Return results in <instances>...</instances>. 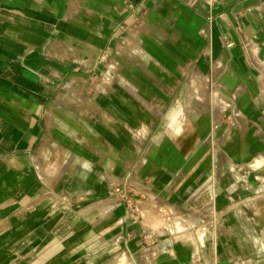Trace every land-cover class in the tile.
I'll list each match as a JSON object with an SVG mask.
<instances>
[{"label":"crops","instance_id":"crops-1","mask_svg":"<svg viewBox=\"0 0 264 264\" xmlns=\"http://www.w3.org/2000/svg\"><path fill=\"white\" fill-rule=\"evenodd\" d=\"M99 50L113 62L104 80L114 77L90 105L74 69L94 64ZM53 161L64 164L46 190L70 172L80 192L96 197L80 214L106 217L85 219L68 236L51 231L64 218H11L0 264H85L72 244L115 227L137 240L139 225L110 197L121 179H147L136 183L147 213L201 207L219 217L212 245L198 231L193 245L173 244L182 236L169 223L157 227L159 264H189L198 241L215 264L233 259L232 244L218 249L236 241L238 203L234 184L220 182L237 163L264 168V0H0V199L40 188L33 163ZM39 234L60 246L24 249Z\"/></svg>","mask_w":264,"mask_h":264},{"label":"rangeland","instance_id":"rangeland-1","mask_svg":"<svg viewBox=\"0 0 264 264\" xmlns=\"http://www.w3.org/2000/svg\"><path fill=\"white\" fill-rule=\"evenodd\" d=\"M112 63L106 58L104 50H99L94 64L74 69L82 76L80 88L85 95L84 100L90 103V105H92L95 97L100 93L99 86L103 92L111 87L114 76H108L105 80L104 77ZM103 80L104 82L102 83ZM214 106L216 105L214 104ZM227 111L228 109L225 107L223 111L225 113H223L222 118L229 117V114H226ZM97 114L98 112L95 108H90V117L95 118L98 116ZM7 164L12 168L23 163H5L6 167ZM63 164V162L59 161L33 163L32 169L37 177L34 179L38 180L37 183L41 185L40 188L35 190V187H33L26 192L21 191L14 195L10 192L1 193L0 239L9 233L11 229L9 220L11 218L19 221L25 216H31L33 219H37L38 223L42 224L56 221L58 218H64V224L52 226L51 231L57 233L63 232V234L68 236L73 233L78 223L83 222L85 219L88 221L89 218L104 215V212H98V210L94 209L80 214L79 205L94 201L96 197L80 192L76 183L77 178L71 176L72 173L70 172L66 174L68 176L61 178L56 183L52 191L46 190L47 184H55L56 174L63 167ZM237 164L238 166H235V168L229 169L231 178L227 179L223 177L220 182L223 187L227 186L228 183H232L235 186L234 201L238 203L235 207L237 209L236 215L233 218L238 221V225L234 231L236 241L234 243L225 241L223 243L225 247H219L218 249V251L222 250V255L225 253L223 251L231 250L232 247H228V245L232 244L235 256L233 259L222 257L216 264H264V197L261 196L264 191V168L260 166L255 170V173H252L254 172V168L248 162ZM146 181L147 179L143 180V182L140 180L125 182L124 179H121V182L129 184V186H136L137 182L143 185ZM254 190H256V195H260L259 197H252L255 194ZM133 198L135 199L134 202L145 204L147 196L139 191V194L134 195ZM66 204H69L68 207H66ZM138 210L143 214V218H140L136 214L134 216H126L123 213L124 217L126 216L133 222L131 223L132 225H139L137 227V240L134 239L131 233L127 238L124 237L119 228L115 227L117 230L112 236L107 232V234H101L100 240H96L93 236H88L83 241L77 240L72 244V246L74 244L77 245L74 250L86 252L82 257L85 264H159V256L162 254H159L157 250L154 251L152 247H155L158 243H162L164 236H158L156 228L165 226L168 223L180 237L182 236V238L176 237L173 244L176 242L185 246L193 245L194 239L197 237V231L198 236L202 233L205 235L203 238L206 239V245L213 244L209 236L213 235L219 219L213 209L201 207H196L193 210L157 208L147 213L143 206L138 205ZM105 217L104 215L103 219ZM225 221L224 219V223H226ZM22 228L23 226H16L17 230H21ZM85 228L88 229V225ZM89 233L92 234L91 229ZM48 236L36 235L24 249L31 250L33 255H39L37 251L51 250L60 246L57 239L47 242ZM106 237L107 241L105 242L104 239ZM202 243L204 241L197 242L199 248L195 251L196 255L194 254L195 256L192 257L193 259L190 260L189 264H215L213 257L206 254L209 250L205 249ZM139 248L141 249L138 250ZM142 252H145V257H143ZM202 252L204 253L203 255ZM20 258L22 257H16L10 264H15ZM30 263L40 264L39 260L35 257H32Z\"/></svg>","mask_w":264,"mask_h":264},{"label":"built area","instance_id":"built-area-1","mask_svg":"<svg viewBox=\"0 0 264 264\" xmlns=\"http://www.w3.org/2000/svg\"><path fill=\"white\" fill-rule=\"evenodd\" d=\"M206 3H212L216 0H202ZM219 112H223L225 107L224 105L220 104V106H217ZM139 194V189L135 185H127L125 182H119L115 183L110 190V197L112 198V201H114L115 204L121 205L124 208V213L126 216L131 215L134 216L136 214L137 216H140V218H143V214H141L138 210V205L143 206L144 204L140 202H134L135 199L133 198L134 195ZM202 230H204L202 228Z\"/></svg>","mask_w":264,"mask_h":264},{"label":"bare ground","instance_id":"bare-ground-1","mask_svg":"<svg viewBox=\"0 0 264 264\" xmlns=\"http://www.w3.org/2000/svg\"><path fill=\"white\" fill-rule=\"evenodd\" d=\"M182 115H184V114H182ZM179 116H180V114H179ZM180 119V118H179ZM184 122V121H183ZM194 127V126H193ZM157 140V139H156Z\"/></svg>","mask_w":264,"mask_h":264}]
</instances>
